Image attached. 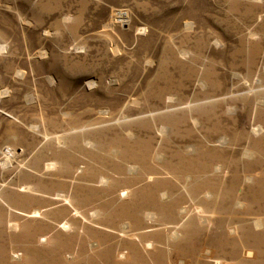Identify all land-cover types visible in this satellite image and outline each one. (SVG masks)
<instances>
[{
  "label": "rangeland",
  "instance_id": "rangeland-1",
  "mask_svg": "<svg viewBox=\"0 0 264 264\" xmlns=\"http://www.w3.org/2000/svg\"><path fill=\"white\" fill-rule=\"evenodd\" d=\"M248 12L254 19H246ZM3 89L8 93L0 94V264H95L80 257L76 244L46 246L42 233L49 223L68 240L70 235L102 243L106 232L112 234L118 240L113 244L111 238L109 245L118 255L140 246L156 250L162 260L156 264H264V227H253L260 214L240 208L212 211L202 224L197 218L179 241L170 238L175 222L162 214L146 222L140 213V227L121 230L150 186H157L149 176L171 177L167 170L175 154L192 162L198 156L197 163L214 154L207 185H218L213 170L222 164L219 186L234 189V199L246 196L258 205L264 155L255 151L248 157L244 150L260 137H250L252 126L264 120V0H0ZM212 95L217 100L207 106H180ZM58 135L65 145H57ZM9 147L15 157L4 154ZM22 164L41 173L34 176ZM129 164L138 170L130 171ZM246 173L254 180L244 182ZM102 175L112 182L100 184ZM28 182L35 190L22 191L19 183ZM136 185L141 191L130 199L92 215L116 200L119 189ZM66 205L75 208V222L63 211ZM243 220L248 225H240L250 230L223 244L222 232L237 231ZM242 239L256 249L248 263L239 262ZM201 247L211 257L198 260ZM69 252L73 259L66 257Z\"/></svg>",
  "mask_w": 264,
  "mask_h": 264
},
{
  "label": "bare ground",
  "instance_id": "bare-ground-1",
  "mask_svg": "<svg viewBox=\"0 0 264 264\" xmlns=\"http://www.w3.org/2000/svg\"><path fill=\"white\" fill-rule=\"evenodd\" d=\"M262 6V5H261ZM260 7V6H258ZM262 9V8H261ZM245 10V8H244ZM251 11V8H250ZM253 11V10H252ZM244 13V12H243ZM257 13V12H256ZM251 12H248L247 14H245L244 16L246 17V19L251 18L252 14ZM262 16V15H261ZM252 19H254L252 17ZM95 79V78H94ZM96 80V79H95ZM88 84H93L94 81L93 79H89L87 81ZM224 82L223 81H217V86L218 88H221L223 86ZM94 85V84H93ZM96 85V84H95ZM6 93H8L7 89H3L0 91L1 95H5ZM172 96V95H171ZM169 96V97H171ZM2 97V96H1ZM168 97V98H169ZM173 98V97H172ZM217 96H206L204 98L201 99H197V100H193L187 104H182L180 106H191L192 108H199L202 106H207L208 104H212L214 103L217 99ZM219 98V97H218ZM170 107V106H169ZM174 108V107H172ZM171 109V108H168ZM89 110V109H88ZM156 112V111H155ZM156 114V113H155ZM194 117V116H193ZM105 119V118H104ZM106 120V119H105ZM120 121V120H119ZM194 122H197V119L194 118ZM103 123V122H102ZM38 127V126H37ZM89 128V127H88ZM35 129V128H34ZM37 130V129H35ZM89 130V129H88ZM165 130V127L164 129ZM251 135L250 137L254 136H260L259 139L253 138V144L254 146L252 147H247L244 150V154L248 157H252L253 155L255 156V151L259 152L261 155H264V120L258 124H255L254 126H252L251 128ZM47 133V132H46ZM52 136V135H51ZM47 137L49 138L50 136L47 135ZM51 138V137H50ZM56 143L57 145H62L64 144V138L61 137L60 135L56 136ZM64 139V140H63ZM87 142V141H86ZM89 142H91L89 140ZM87 144V143H86ZM89 144V143H88ZM203 144V143H202ZM65 145V144H64ZM91 145V144H89ZM199 145V144H198ZM204 145V144H203ZM93 146V145H92ZM183 146V145H182ZM115 147V146H114ZM200 147V146H199ZM37 149V148H36ZM114 149V148H113ZM115 150V149H114ZM113 152V151H112ZM116 153V152H114ZM188 153V152H187ZM4 154H6L8 157H15L16 156V151L14 150V148L9 147L7 150H5ZM158 154V153H157ZM190 154V152H189ZM35 155V154H34ZM206 155V154H205ZM204 155V156H205ZM257 155V154H256ZM33 156V155H32ZM31 157V156H30ZM34 157V156H33ZM159 157V156H158ZM199 157H195V159L193 160V162L189 159V156H185V155H177L175 154L171 163V170H167V175L171 176L170 178H165V179H160L159 177L156 176V172L154 174H151L149 176L150 180H158V182L154 183L157 184V186L155 188H153L152 186H150V190L148 192V194H146V196H144L143 200H141L140 202L138 200L139 203L136 204L134 211L130 214V216H132L133 220L131 221H124L123 224L121 225V230L125 233L127 231H133L134 228L136 229L137 227L141 226V216L140 213L144 214L145 220L146 222H151L154 220L159 219L158 215L165 217L166 215L168 216V218L170 220H173V222H175V226L172 229L170 233V238H172L173 240H181L183 238V234H185V232L188 231L189 227L192 225L193 222H195V220H197L198 218V222L200 224H202V221L205 220V216L209 215V214H213L212 211L214 212H231L234 211L236 209H244L247 212H252V213H257L260 214L259 216H257L256 218H254L253 220V227L256 229H261L264 227V191L259 193V202L258 205L253 204V202H246L248 201L246 196L245 197H238L236 199H234V195H235V190L232 189L231 187H226L224 185L219 186V183L221 182L222 179V175L225 173L224 167L222 166V164H217L216 167H214V177H213V183H218V185L216 184H212L211 187H209V185H207V182L210 180V178L208 177L209 175V166L211 165V163L213 162L214 158V154H208V158L207 156H205V160L204 161H199V163H197V159ZM31 160V158H30ZM24 162V161H23ZM22 162V163H23ZM27 162V161H26ZM49 162V161H48ZM54 162V161H53ZM57 164V163H56ZM244 164V163H243ZM32 165V164H31ZM46 165V164H45ZM213 165V164H212ZM22 167H26L27 165L22 164ZM30 166V165H28ZM40 166V165H39ZM58 166V165H57ZM244 166H247V164H244ZM48 167V166H47ZM9 168V167H8ZM28 168V170H30L32 173H34L35 175L40 174V170L38 169H32L30 167H26ZM53 168V167H52ZM56 169V168H55ZM128 169H130V171L135 172L138 170V166L136 165H130ZM173 169V170H172ZM19 170V169H18ZM166 170V169H165ZM140 171V170H139ZM185 171L189 172L187 175H184ZM192 171V172H190ZM129 173V172H128ZM127 173V174H128ZM138 173V172H137ZM142 173V172H141ZM147 173V172H146ZM136 174V173H134ZM149 175V174H148ZM33 176V177H34ZM142 176V175H141ZM147 176V175H145ZM237 178V177H236ZM235 178V179H236ZM255 178V175L253 174H245L244 177V182L246 181H253ZM134 179V178H133ZM235 181L234 177H231L230 180ZM31 180V179H30ZM36 181V180H34ZM33 181V182H34ZM97 181L100 184H110L112 182V177L107 176V175H102L101 178ZM137 181V180H136ZM138 182V181H137ZM181 182H184V184L181 185ZM196 182H200L201 184L195 189L191 188L193 183ZM116 183V182H115ZM131 183V182H130ZM129 183V184H130ZM140 183V182H139ZM209 183V182H208ZM222 183V182H221ZM20 188H22V191H33L35 190L36 186L34 184H32V182H28V183H19ZM206 186L208 188H206ZM38 187V186H37ZM90 187V186H89ZM19 188V190H20ZM79 188V187H78ZM77 188V189H78ZM153 188V189H151ZM75 190V189H74ZM86 190V189H85ZM143 190V189H142ZM252 190L251 188L248 189V192ZM37 191V190H36ZM84 191V190H83ZM141 191V187L139 186H134V187H129V188H121L118 190V196L116 198V200H112L110 201L107 200L106 202H104L101 206H99V208H94L92 210V215L93 216H101L102 214H104L105 211L110 210L111 206L116 203V201H121L123 199H127V198H131L133 196L134 193H137ZM78 192V191H77ZM90 192V191H89ZM112 192V191H111ZM38 193V192H37ZM73 193V192H71ZM79 193V192H78ZM92 193V192H91ZM243 193V192H242ZM250 193V192H249ZM48 194V193H47ZM88 194V193H87ZM115 194V193H114ZM53 195V194H52ZM65 195V196H64ZM70 195V194H69ZM80 195V193H79ZM91 195V194H90ZM103 195V194H102ZM111 195V194H110ZM217 195V198H216ZM56 196V195H55ZM57 196H64V200L66 202L69 203L70 198L69 196H67V194L59 192L57 193ZM92 196V195H91ZM185 196L189 197L191 200H193V204H186L185 202ZM241 196V193H240ZM77 197V196H75ZM221 197V198H220ZM23 199V198H22ZM219 199L221 200V202L219 201ZM4 200V199H3ZM61 200V199H60ZM87 200V199H86ZM258 200V199H257ZM64 201V202H65ZM50 202V201H49ZM72 202V200H71ZM75 202V201H74ZM78 202V201H77ZM119 203V202H118ZM128 203V202H127ZM65 204V203H64ZM77 204V203H76ZM86 204V203H85ZM80 205V204H79ZM67 206V205H66ZM66 206H60L63 211L70 217V222L73 221L75 222V214L73 212V210L71 208L73 207H66ZM82 207V206H81ZM114 207V206H113ZM117 207V206H116ZM125 207V206H124ZM134 207V206H133ZM213 207V209H211ZM128 208V207H127ZM75 209V208H73ZM120 209V208H119ZM83 210V209H82ZM81 210V211H82ZM53 211V210H52ZM76 211V210H75ZM78 212V211H77ZM63 213V212H62ZM86 213V212H85ZM220 213V214H221ZM64 214V213H63ZM230 214V213H229ZM235 215L236 213H232V215ZM77 215V214H76ZM106 215V214H105ZM238 215V214H236ZM36 216V215H35ZM82 216V215H81ZM107 216V215H106ZM126 216V215H125ZM59 217V216H58ZM107 218V217H106ZM123 218V217H122ZM59 219V218H58ZM66 219V218H65ZM88 219V218H87ZM127 219V218H126ZM62 220V219H61ZM65 221V220H64ZM63 221V222H64ZM100 221V220H99ZM230 221V220H229ZM49 222V221H48ZM81 222V221H80ZM93 222V221H92ZM117 222V221H116ZM57 223V222H56ZM60 223V222H59ZM83 223H85V221H83ZM102 223V222H101ZM104 223V222H103ZM113 223V222H112ZM144 223V222H142ZM247 222H245V220H243L242 222H240L239 224H237L239 227H241L240 229H238L237 231H234L233 233H224L222 232L224 238V242L221 240V243L223 242V244L225 243V245H229L231 244L230 241H232L230 239L231 236H237V237H243V234L250 230L248 227L244 226V225H240V224H246ZM63 224V223H62ZM68 224V223H67ZM94 224V223H93ZM111 224V223H110ZM25 225V224H24ZM221 225V224H220ZM237 225H234L232 228L236 227ZM62 226V225H61ZM64 226V225H63ZM72 226V225H71ZM114 226V225H112ZM166 226V225H165ZM171 226V225H170ZM237 226V227H238ZM80 227V226H79ZM86 227V226H85ZM105 227V226H104ZM117 227V226H116ZM149 227V226H148ZM222 227V226H221ZM60 228V227H59ZM96 228V227H95ZM100 228V227H98ZM108 228V227H107ZM70 229V228H69ZM82 229V228H81ZM110 229V228H109ZM112 229V228H111ZM140 229V228H139ZM143 229V228H142ZM58 230V229H57ZM77 230V228H76ZM74 230V231H76ZM116 230V229H115ZM55 231V232H53ZM61 231V230H60ZM70 231V230H69ZM73 231V230H72ZM84 231V229H83ZM45 233L44 237H45V244L46 246H51L53 243H58V248H62L64 246H73L74 244L78 245V249H79V254L80 257L85 258L86 260H92L95 262V264H156L161 262L162 260L156 256V250H143L142 246L129 251L127 250V248H125L124 250H122V255H118L117 251H115V249H113V244L116 242L115 240H118L117 237H113L112 234L109 235V233L106 232V236H105V241L104 240H100L102 243L99 242H95L93 240H89V241H81L78 240L76 241L74 236H70L69 235V240L64 237L63 235H61V233L58 231H56V228L54 226H52V223H49L47 226L45 225V229H44ZM86 232V230H85ZM109 232V231H108ZM141 232V231H140ZM144 232V231H143ZM165 232V231H164ZM197 232V231H195ZM54 233V234H52ZM151 233V232H150ZM97 234V233H96ZM103 234V233H102ZM67 235V234H66ZM65 235V236H66ZM85 235V234H84ZM90 235V234H89ZM120 235V234H119ZM123 235V234H122ZM139 235V234H138ZM137 235V236H138ZM246 235V234H245ZM36 236V235H35ZM96 236V235H95ZM101 236V234H100ZM126 236V235H125ZM198 236V235H197ZM201 236V235H200ZM37 237V236H36ZM77 237V236H76ZM92 237V236H91ZM166 237V236H165ZM190 237V235H189ZM41 238V237H38ZM113 238V244L109 245L110 243V239ZM130 238V237H129ZM168 238V236H167ZM199 238V237H198ZM232 238V237H231ZM252 238V237H251ZM31 239V238H30ZM109 239V240H108ZM137 239V238H136ZM206 239V238H205ZM240 238H238L237 240H239ZM86 240V239H85ZM126 240V239H125ZM193 240V239H192ZM198 240V239H197ZM196 240V241H197ZM28 241V240H27ZM32 241V240H31ZM97 241V240H96ZM128 241V240H127ZM137 241V240H136ZM156 241V239H155ZM211 241V240H210ZM213 241V240H212ZM211 241V242H212ZM241 241V246H242V254L241 257L244 260H241L239 262H247L248 259H250L249 261H251V259L255 256L256 253V249L250 247L249 245L246 244V242L244 243V240H240ZM251 241V240H250ZM140 242V241H139ZM166 242L168 243V245H170V242L166 239ZM176 242V241H174ZM181 242V241H180ZM202 242V241H201ZM210 242V243H211ZM37 242H35L36 244ZM122 243V242H121ZM133 242H131L132 244ZM207 243V242H206ZM217 243V242H216ZM38 244V243H37ZM43 244V243H42ZM51 244V245H50ZM127 244V243H126ZM138 244V243H137ZM149 244V243H148ZM263 244V243H262ZM124 245V244H123ZM139 245V244H138ZM142 245V244H141ZM219 245V244H218ZM256 245V244H255ZM41 246V245H40ZM128 246V245H127ZM130 246V245H129ZM144 246V244H143ZM189 246V245H188ZM223 246V245H222ZM240 246V245H239ZM231 247V246H230ZM233 247V246H232ZM227 248V247H226ZM237 248V247H236ZM32 249V248H31ZM35 249V248H34ZM33 249V250H34ZM38 249V248H37ZM75 249V248H74ZM129 249V248H128ZM146 249V248H145ZM192 249V248H191ZM194 249V250H193ZM192 251H196L195 248L193 247ZM202 247L200 248V250H198L199 256H198V260L201 258V255L206 256V257H211L212 251L208 248V247H204L202 250ZM186 250V249H185ZM62 251V250H61ZM191 251V252H192ZM228 251V250H227ZM182 252V251H181ZM232 253V252H229ZM216 256V255H215ZM236 256V255H235ZM238 256V255H237ZM67 258L69 259H73L75 257L74 253H67L66 255ZM61 258V257H60ZM202 258V259H203ZM215 258V257H214ZM196 259V261H197ZM205 259V258H204ZM164 260V259H163ZM211 261V260H210ZM60 262V260H59ZM83 262V261H82ZM194 262V261H193ZM214 262V261H212ZM220 264H234V261H228V260H223L221 259ZM188 264V260L185 259H180V260H168L167 264ZM248 263V262H247ZM61 264V262H60ZM193 264V263H192ZM200 264V263H199Z\"/></svg>",
  "mask_w": 264,
  "mask_h": 264
}]
</instances>
